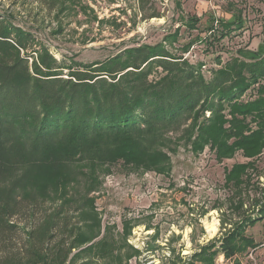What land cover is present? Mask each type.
<instances>
[{
	"label": "trees",
	"instance_id": "trees-1",
	"mask_svg": "<svg viewBox=\"0 0 264 264\" xmlns=\"http://www.w3.org/2000/svg\"><path fill=\"white\" fill-rule=\"evenodd\" d=\"M34 45L30 32L0 15V264H96L105 250L83 247L87 237L68 214L89 205L97 167L122 162L166 173L177 133L192 142L196 132V147L209 142L246 157L264 148V50L236 54L206 79L199 66L144 43L63 78ZM32 52L39 64L29 65ZM155 68L160 75L150 80ZM250 89L258 95L243 101ZM248 166L233 165L227 181ZM62 181L69 185L59 188ZM257 213L264 217V205ZM258 215H245L238 233L220 240L224 255L260 245L243 226ZM215 243L196 256L212 264Z\"/></svg>",
	"mask_w": 264,
	"mask_h": 264
},
{
	"label": "rangeland",
	"instance_id": "rangeland-1",
	"mask_svg": "<svg viewBox=\"0 0 264 264\" xmlns=\"http://www.w3.org/2000/svg\"><path fill=\"white\" fill-rule=\"evenodd\" d=\"M0 15L30 32L34 48H45L63 78L144 43L199 66L206 79L232 58L264 50V0H0ZM233 19L242 23L221 25ZM31 54L29 65L39 64L40 53ZM160 71L153 69L149 79ZM257 95L250 89L242 100ZM180 134L166 173L122 162L97 167L100 186L89 205L68 214L87 237L83 247L94 243L105 250L94 257L96 264H209L196 253L211 242H217L212 264H264V217L257 213L264 205V148L246 157L209 142L196 147V132L192 142ZM242 162L249 163L247 171L227 181L231 167ZM245 215L261 219L243 225L260 245L226 256L220 240L238 233ZM213 219L217 230L210 236L206 224Z\"/></svg>",
	"mask_w": 264,
	"mask_h": 264
},
{
	"label": "bare ground",
	"instance_id": "bare-ground-1",
	"mask_svg": "<svg viewBox=\"0 0 264 264\" xmlns=\"http://www.w3.org/2000/svg\"><path fill=\"white\" fill-rule=\"evenodd\" d=\"M206 229L208 232V235H212L217 230V221L215 219L212 220V222L206 224Z\"/></svg>",
	"mask_w": 264,
	"mask_h": 264
}]
</instances>
